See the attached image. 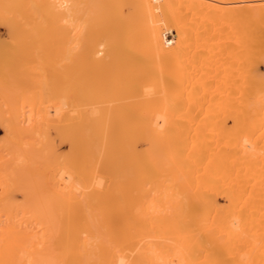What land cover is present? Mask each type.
I'll list each match as a JSON object with an SVG mask.
<instances>
[{"label": "bare ground", "instance_id": "6f19581e", "mask_svg": "<svg viewBox=\"0 0 264 264\" xmlns=\"http://www.w3.org/2000/svg\"><path fill=\"white\" fill-rule=\"evenodd\" d=\"M0 264H264V0H0Z\"/></svg>", "mask_w": 264, "mask_h": 264}, {"label": "rangeland", "instance_id": "374dc122", "mask_svg": "<svg viewBox=\"0 0 264 264\" xmlns=\"http://www.w3.org/2000/svg\"><path fill=\"white\" fill-rule=\"evenodd\" d=\"M1 133V132H0ZM1 135V134H0Z\"/></svg>", "mask_w": 264, "mask_h": 264}]
</instances>
